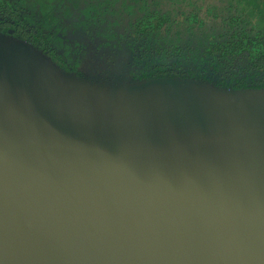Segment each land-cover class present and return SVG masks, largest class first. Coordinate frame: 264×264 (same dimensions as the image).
<instances>
[{
    "label": "water",
    "instance_id": "obj_1",
    "mask_svg": "<svg viewBox=\"0 0 264 264\" xmlns=\"http://www.w3.org/2000/svg\"><path fill=\"white\" fill-rule=\"evenodd\" d=\"M0 264H264V88L82 77L0 33Z\"/></svg>",
    "mask_w": 264,
    "mask_h": 264
},
{
    "label": "flooded vegetation",
    "instance_id": "obj_2",
    "mask_svg": "<svg viewBox=\"0 0 264 264\" xmlns=\"http://www.w3.org/2000/svg\"><path fill=\"white\" fill-rule=\"evenodd\" d=\"M37 2L58 6V12L48 10V21L43 23L39 13L46 11L37 12L33 8ZM251 3L260 8L249 12ZM262 7L264 0H0V31L23 35L51 54L57 52L47 38L55 35H62L65 44L73 42L79 51L94 53L99 42L88 25L93 19H106L122 42L133 40L137 45L140 67L145 63L146 67H163L167 74L198 71L184 59L175 61L184 52L205 64L217 62L214 67L205 65L202 74L214 77L222 69L221 77L227 80L235 77L264 83V75L257 73L264 69V33L253 26L237 25L260 20ZM181 36L189 37L190 42L181 44ZM174 37L178 40H171ZM58 52H63V47ZM59 61L77 70V62Z\"/></svg>",
    "mask_w": 264,
    "mask_h": 264
},
{
    "label": "trees",
    "instance_id": "obj_3",
    "mask_svg": "<svg viewBox=\"0 0 264 264\" xmlns=\"http://www.w3.org/2000/svg\"><path fill=\"white\" fill-rule=\"evenodd\" d=\"M40 1V0H39ZM157 2V0H153ZM222 1V0H221ZM249 4V3H248ZM37 12H40L39 10H43V12L46 11L44 15H41L39 13V18H41L43 23H47L48 21V10L49 12L52 11V13H57L58 6L50 7L47 6V4L44 2V5L39 4L37 2L36 5L33 7ZM53 8V9H51ZM260 8L258 6H254L251 3V7H249V12H251L253 9ZM248 12V13H249ZM260 20H254L251 24L249 21H245L243 23H239L237 25H246L253 26L257 28L258 31H262L264 33V7L260 9ZM47 18V20H46ZM238 19V17H237ZM242 20V19H241ZM89 28L92 29V34L95 35V39L98 40V44L95 45V48H99L98 51L92 52L88 51V49H84L83 51H79V46H74L73 42L70 44H65L66 42L63 39L62 35H55L54 39L50 38L48 36L47 40L54 42V49L57 53H49L44 46H40L39 44H36L29 38L24 37L23 35L15 34L13 31H10L9 33H3L0 31V33L6 34L8 36H13L15 38H19L22 40H25L29 43H31L33 46H35L37 49H39L43 54L48 56L55 64H57L60 68L75 73L78 76L87 77V76H98V77H106L111 74L118 75L121 78H126L134 81H141V80H149L153 78H163V77H181V78H191L203 83L211 84L218 87L223 88H264V83L259 82L257 80H239L234 78H230L229 80L221 77L222 69L220 70L219 74H216L214 77L202 74L201 70L202 68H206L208 66H215V63L217 62H207L206 64L202 62L201 60H197L196 57H192L191 55L182 52L178 59L175 61L181 62L183 59L189 64L193 65V68H197L198 71L192 72L188 71L185 73H174V74H167L163 67H156L153 68L147 65H141L139 66V63L141 64L140 50H137V45L133 43V40L131 42H122L120 40L119 36H115L118 34H115L111 32V27H109L108 20L102 19L101 21L97 19H93L91 23L88 25ZM156 28H158V25H155ZM184 29H187L184 27ZM221 29V28H220ZM238 30V29H237ZM219 36H222L223 31L218 32ZM182 39V43H189L190 38H184L183 36L178 37ZM216 38H218L216 34ZM90 38L87 37V44L89 45ZM171 40L177 41V38H172ZM75 43H77V40H74ZM65 44V45H64ZM60 47H63V52H58V49ZM184 47H182L183 49ZM241 47H238V50ZM202 58V56H201ZM66 60L68 62H71L72 64L76 63L77 70L74 69H68L66 68L59 60ZM162 59L160 58L159 61ZM193 62V63H192ZM162 64V63H161ZM203 65V66H202ZM206 65V67H205ZM81 71V72H80ZM257 73H260L259 75H264V69L258 71Z\"/></svg>",
    "mask_w": 264,
    "mask_h": 264
}]
</instances>
